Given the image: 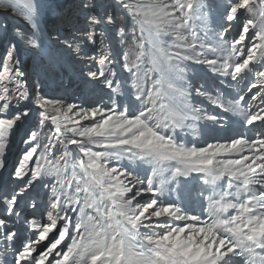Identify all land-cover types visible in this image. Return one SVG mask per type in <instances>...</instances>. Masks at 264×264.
Listing matches in <instances>:
<instances>
[{"label": "snow or ice", "instance_id": "snow-or-ice-1", "mask_svg": "<svg viewBox=\"0 0 264 264\" xmlns=\"http://www.w3.org/2000/svg\"><path fill=\"white\" fill-rule=\"evenodd\" d=\"M68 3L27 0L0 70V264H264V0ZM66 56L82 105L41 91Z\"/></svg>", "mask_w": 264, "mask_h": 264}, {"label": "rangeland", "instance_id": "rangeland-1", "mask_svg": "<svg viewBox=\"0 0 264 264\" xmlns=\"http://www.w3.org/2000/svg\"><path fill=\"white\" fill-rule=\"evenodd\" d=\"M10 2L14 3L18 8L17 11H13V9L9 7L11 8L12 10L11 12L14 14V17L22 16L23 18H25L24 15H22L21 13L26 12L25 5L27 3V0H10ZM206 2L215 5L219 3V0H206ZM47 6L50 9V13H51L50 16L48 17V24L54 30L56 27L58 18L67 12L69 3H68V0H47ZM120 19H121V22L130 23L129 18H127L126 16H122ZM0 24H6V16L4 14L0 15ZM13 30L14 29L10 31L8 29V32L6 34L0 33V70H2V66L5 62V58L8 52V48H9V43L15 42L14 39L12 38L14 37ZM131 47L132 46H130V49ZM17 55L22 61L20 68L22 71L26 73L25 79H28L29 82H31V79L33 78L34 72L36 70L35 55L31 52L23 54L22 52H20V50L18 51ZM65 59L68 61L67 66L64 70L59 72V80L63 83L64 87L59 90H53L51 88H44V89H41V91L42 93L47 94L48 98L50 99L62 98L67 103H76L78 105H82L84 102L83 98L85 95H87V92L81 91V85H80V81L77 78V73L80 68L84 67V65L72 63L70 57H67V56L65 57ZM93 70H95L94 66H93ZM100 94L102 93H100L99 90H97L96 95H100ZM93 99H95V95L93 96ZM191 102L193 104H196L202 107L208 113H211V114H217V113L222 112V109L214 108V105L204 97L194 96ZM223 115L225 116L226 119H229L232 121H235L236 119H238V117L233 116V114L231 113H223ZM82 123H87V122L82 121ZM206 123L209 125V127H211L210 121L201 120L199 122V125H204ZM236 126L239 127V125H236ZM49 127H51L50 122L46 124L44 131L47 132ZM186 139L195 140L197 139V137H194L191 131H188L186 135ZM70 147L76 148L75 145L70 146ZM26 148H27V145L22 143L20 134H14L13 136L10 137V141H9L10 151L7 155V160H6L8 167L10 169L17 164V161L21 158ZM189 187L191 188L192 186L189 185ZM195 195H196L195 190H193L192 196H195Z\"/></svg>", "mask_w": 264, "mask_h": 264}, {"label": "bare ground", "instance_id": "bare-ground-1", "mask_svg": "<svg viewBox=\"0 0 264 264\" xmlns=\"http://www.w3.org/2000/svg\"><path fill=\"white\" fill-rule=\"evenodd\" d=\"M11 11L12 10L9 7L0 8V15L4 14L6 16V24L8 26V29L11 31L12 29L17 28L18 26L22 29H25L27 27L25 18H23L22 16L14 17V14ZM12 38L14 39V37H12ZM18 47H19L20 52H22L23 54L29 53L23 46H18ZM214 108H218V107H216V105H214Z\"/></svg>", "mask_w": 264, "mask_h": 264}]
</instances>
